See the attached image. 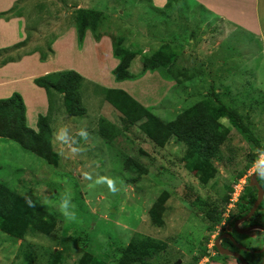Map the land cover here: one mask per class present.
<instances>
[{
  "label": "rangeland",
  "instance_id": "rangeland-1",
  "mask_svg": "<svg viewBox=\"0 0 264 264\" xmlns=\"http://www.w3.org/2000/svg\"><path fill=\"white\" fill-rule=\"evenodd\" d=\"M18 7L25 18L23 47L3 55L49 57L48 44L73 25L77 8H91L99 12L98 31L136 54L134 74L160 50L169 56L166 72L177 86L148 118L134 123L105 100L101 87L80 83L86 115L67 116L72 137L58 163L0 140V183L35 207L31 234L16 239L0 231V264H119L128 244L156 240L166 247L153 264H237L221 257L213 243L229 229V217L244 203L240 197L254 191L249 176L264 156V54L257 38L226 31L184 0L163 11L147 0H19ZM199 102L204 128L221 140L215 156L212 150L200 156L173 135L153 140L160 122L173 123ZM227 110L235 111L251 139L222 116ZM51 127L57 133L58 119ZM105 177L116 181L115 195ZM65 195L76 206V221L57 210ZM256 219L264 226V206ZM237 238L251 248L264 244L260 231ZM243 256L249 264H264V253Z\"/></svg>",
  "mask_w": 264,
  "mask_h": 264
},
{
  "label": "trees",
  "instance_id": "trees-1",
  "mask_svg": "<svg viewBox=\"0 0 264 264\" xmlns=\"http://www.w3.org/2000/svg\"><path fill=\"white\" fill-rule=\"evenodd\" d=\"M172 0H168L166 6H169ZM17 1L7 11L1 12L0 17L8 18L10 16H21L20 7ZM99 12L91 8H77L73 18V25L76 28L78 46H82L84 34L89 29L94 38L99 40L102 36L97 29L101 24L98 19ZM109 35V34H108ZM112 40L113 55L119 59V63L112 70V74L116 81L125 79H136L147 70L158 71L160 75L166 79L176 80V78L168 75L169 70L168 55H164L160 50L155 52L149 57L144 58V66L140 74H134L131 71V64L135 58V53L130 52L127 48L115 39L113 35H109ZM23 47V41L13 46L0 49V67L9 62L19 61L23 56L29 55L24 53L19 56L3 55L10 53ZM48 54L52 55L51 44H48ZM36 52V51H33ZM47 59V55L40 53V61ZM82 77L72 70H61L46 73L34 79V83L42 87L45 91L48 110L52 112H62L68 116H84L86 110L82 107L80 102V95L78 87ZM105 100L116 109L127 120L138 123L148 118L154 107H143L128 93L119 89H104L103 91ZM211 109V106L208 105ZM203 104L199 102L192 108L183 111L172 123L160 124L157 126L153 137L155 142H159V136L173 135L178 141H182L187 149L196 152L200 156H206L210 150L212 155L217 154L216 144L221 140L218 134H214L212 138V129L204 128V116L202 115ZM208 109V110H209ZM26 107L22 96L18 92H13L7 98L0 99V137L14 141L20 146L21 149L35 154L47 163L50 160L59 162V155L55 151L52 144V129L48 122V117L42 114L37 116L38 131L33 130L26 124ZM226 117L230 124L237 128L244 135L252 138L251 132L243 125L238 119L237 114L233 110H227L222 114ZM106 123V121H104ZM101 133L105 135L104 128L101 127ZM107 136V134H106ZM209 150V151H208ZM261 187L264 188V180L258 179ZM251 189L253 187L249 186ZM254 190V189H253ZM250 197L251 201L255 198V191L246 192L240 197L242 203L237 211L233 213L232 217H240L245 214L249 206L245 202L246 198ZM28 199L25 195L10 189L4 183H0V231L8 234L16 239H21L23 236L28 235L30 232L29 220L32 217L34 205L29 206ZM32 202V201H31ZM206 206V205H205ZM206 215H212L213 208L211 205L206 206ZM204 211V210H203ZM220 212L215 215L219 216ZM232 222V221H231ZM230 222V223H231ZM231 235H236L234 230ZM230 244V242H229ZM166 243L160 240L153 242H134L130 243L121 249L119 264H153L151 260L157 254L163 251ZM216 251V248L214 247ZM54 256L55 253L50 254ZM260 254H254L257 257Z\"/></svg>",
  "mask_w": 264,
  "mask_h": 264
},
{
  "label": "crops",
  "instance_id": "crops-1",
  "mask_svg": "<svg viewBox=\"0 0 264 264\" xmlns=\"http://www.w3.org/2000/svg\"><path fill=\"white\" fill-rule=\"evenodd\" d=\"M17 1L19 0H0V13L7 11ZM147 1L160 11L175 3V0H172L170 5L166 6L168 0ZM184 1L198 6L208 13L211 19L214 17L215 22L226 31L234 33L233 31L237 30L246 36L253 35L259 42L261 53L264 54V0ZM24 26L25 18L22 14L8 18L0 17V49L22 42L26 37ZM60 32L62 33L51 43L53 54L46 60L40 61L38 53H33L23 56L19 61L9 62L0 67V99L9 97L13 92L20 93L26 107V124L30 128L38 131V114L48 117L50 127L58 119V130L63 129L64 142L58 143L54 137L56 132L54 128L51 127V129L52 144L55 139L59 148L57 151L59 162L65 154L63 151L66 147L68 148L66 142L72 137L66 131L71 120L62 112L50 113L44 89L34 83L36 77L54 71L72 70L82 77L80 83L87 82L103 90H123L143 107L155 108L166 102L168 92L177 86L176 80L162 78L157 71L150 70L133 80L116 81L112 70L119 60L113 55L112 40L108 34L103 33L100 39L96 40L92 32L87 29L82 46L79 47L74 25ZM2 139L4 138L0 137V140Z\"/></svg>",
  "mask_w": 264,
  "mask_h": 264
},
{
  "label": "flooded vegetation",
  "instance_id": "flooded-vegetation-1",
  "mask_svg": "<svg viewBox=\"0 0 264 264\" xmlns=\"http://www.w3.org/2000/svg\"><path fill=\"white\" fill-rule=\"evenodd\" d=\"M259 179V178H258ZM264 182V181H263ZM258 183H259V181H258ZM260 185V184H259ZM251 187H253V189H254V191H255V198H254V200H252L251 201V199H250V197H247V200H246V203H247V205L249 206V209L247 210V212L250 210V208L252 207V205H253V203H254V201H255V199H256V196H257V189H256V187L254 186V185H250ZM261 186V185H260ZM263 188V187H262ZM264 189V188H263ZM264 206V194H263V197H262V201H261V203L259 204V206L257 207V209L255 210V212L253 213V215L251 216V217H249L248 219H246V220H244L243 222H241V223H239V228H247V227H249V226H252V225H262L261 224V222L260 221H258L257 219H256V216H257V214H258V212L260 211V209L262 208ZM247 212L245 213V214H247ZM245 214H242L240 217H237V216H235V217H232L231 219H230V222L228 223L229 224V229L226 231V232H224V233H222V234H229V235H231V231L232 230H234V232H235V234L236 235H231L232 237H233V239L237 242V244H239V245H241V246H243V247H245V248H247V250H242V249H239L237 246H236V244L234 243V242H232V240L229 238V237H223V238H221L220 239V244L224 247V248H227V249H229V250H232V251H235V252H238L240 255H242L243 256V254L244 255H247V256H252V255H254V254H260V253H255L254 251L255 250H258V249H261L263 246H264V244L261 246V247H259V248H251V247H249L248 245H246V244H243L242 242H240L239 240H238V238H237V235H245V234H250L251 233V230L250 231H248V232H246V233H238L237 231H236V229H235V226H234V223H235V221L237 220V219H239V218H241L242 216H244ZM252 230H255V231H260V232H262V234H263V236H264V232L263 231H261L260 229H252ZM253 232V231H252ZM222 234H220V235H218L217 237H219V236H221ZM216 237V238H217ZM216 238H215V240H216ZM214 240V241H215ZM229 242H230V244H229ZM213 246H214V243H213ZM216 252L218 253V254H220L221 255V257H223V258H232V259H234L235 260V262L237 263V264H242L241 262H239L237 259H235L234 257H232V256H229V255H224V254H221V253H219L218 252V250L216 249ZM243 253V254H242ZM243 258L245 259V257L243 256ZM245 261L247 262V264H249L248 263V261L245 259ZM217 264H219V263H217Z\"/></svg>",
  "mask_w": 264,
  "mask_h": 264
},
{
  "label": "water",
  "instance_id": "water-1",
  "mask_svg": "<svg viewBox=\"0 0 264 264\" xmlns=\"http://www.w3.org/2000/svg\"><path fill=\"white\" fill-rule=\"evenodd\" d=\"M260 170L264 171V165L260 166ZM249 184L250 185H254L257 189V196L256 199L252 205V207L250 208V210L247 212V214H245L244 216H242L241 218L237 219L234 223L235 229L238 233H246L252 229H260L261 231L264 232V226L263 225H252L249 226L247 228H239V223L243 222L244 220L248 219L249 217H251L253 215V213L255 212V210L257 209V207L259 206V204L262 201V197L264 194V189L259 185L258 183V177L254 174H251V176H249ZM223 237H229L232 242H234L236 244V246L239 249L242 250H247V248L237 244V242L233 239V237L229 234H222L221 236L217 237L216 240L214 241V247L218 250L219 253L224 254V255H229L234 257L235 259H237L239 262H241L242 264H247V262L245 261V259L243 258L242 255H240L238 252L229 250L227 248H224L221 244H220V239ZM255 253H264V246L261 249L255 250Z\"/></svg>",
  "mask_w": 264,
  "mask_h": 264
},
{
  "label": "clouds",
  "instance_id": "clouds-1",
  "mask_svg": "<svg viewBox=\"0 0 264 264\" xmlns=\"http://www.w3.org/2000/svg\"><path fill=\"white\" fill-rule=\"evenodd\" d=\"M63 129H59L56 133V139L58 143L64 142ZM84 134V133H82ZM264 165V156H261L253 167V174L256 175L260 180H264V171L260 170V166ZM104 184L107 185L109 192L115 195L119 189L116 186V181L112 178L105 177ZM29 206H33L31 200H27ZM57 210L65 217L68 221H76L78 219L76 206L72 202L71 195L62 196L60 199Z\"/></svg>",
  "mask_w": 264,
  "mask_h": 264
}]
</instances>
